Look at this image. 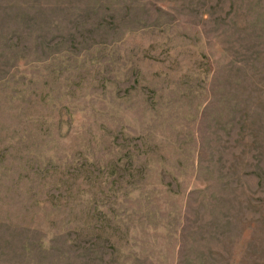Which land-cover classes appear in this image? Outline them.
<instances>
[{
  "label": "rangeland",
  "instance_id": "obj_1",
  "mask_svg": "<svg viewBox=\"0 0 264 264\" xmlns=\"http://www.w3.org/2000/svg\"><path fill=\"white\" fill-rule=\"evenodd\" d=\"M0 264H264V0H0Z\"/></svg>",
  "mask_w": 264,
  "mask_h": 264
},
{
  "label": "trees",
  "instance_id": "obj_2",
  "mask_svg": "<svg viewBox=\"0 0 264 264\" xmlns=\"http://www.w3.org/2000/svg\"><path fill=\"white\" fill-rule=\"evenodd\" d=\"M114 183H116V182H114ZM114 186V185H113Z\"/></svg>",
  "mask_w": 264,
  "mask_h": 264
}]
</instances>
